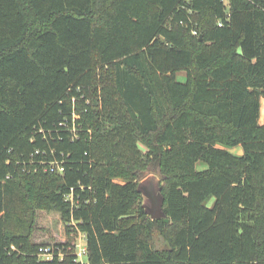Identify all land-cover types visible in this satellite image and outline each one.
I'll return each mask as SVG.
<instances>
[{
  "label": "trees",
  "instance_id": "trees-1",
  "mask_svg": "<svg viewBox=\"0 0 264 264\" xmlns=\"http://www.w3.org/2000/svg\"><path fill=\"white\" fill-rule=\"evenodd\" d=\"M262 97L264 0H0V264H264Z\"/></svg>",
  "mask_w": 264,
  "mask_h": 264
},
{
  "label": "rangeland",
  "instance_id": "rangeland-1",
  "mask_svg": "<svg viewBox=\"0 0 264 264\" xmlns=\"http://www.w3.org/2000/svg\"><path fill=\"white\" fill-rule=\"evenodd\" d=\"M197 31V34H194L192 31ZM189 38L193 39L195 36L198 35V29L194 26L190 27L189 30ZM93 71H95V80L100 81V77L97 73L100 71H110L108 68H101L97 63L94 64ZM177 79L179 81H185L186 74L184 71H180L177 73ZM236 147L240 146H233L229 147V150L231 152L236 153L238 152L236 150ZM141 149L145 151V148L141 146ZM240 149V148H239ZM238 154V153H236ZM150 166V165H149ZM198 169H202L205 167V165L201 162L197 165ZM150 172H147L142 175V178L139 180V184H141V190H142V196H143V204L146 205L149 209L148 216L150 215H157L158 213V187L161 185L160 177H158L156 174H154L157 169L154 167H151ZM117 181H120L121 178L119 176L115 177ZM212 198L208 201V204L211 203ZM37 212V226L38 229L34 233V238H32L33 241H37L42 244H50L54 242H62L66 239V232L64 229V225L61 221L60 215L55 212H45L43 209H38ZM154 247L160 250L169 249V245L166 240H164L159 234H154V241H153ZM45 246V245H42ZM164 246V248H163ZM67 252H70V250H67ZM41 258H46L42 254H38ZM86 257L83 256L82 259H75L74 264H83L86 262ZM82 260V262H81Z\"/></svg>",
  "mask_w": 264,
  "mask_h": 264
},
{
  "label": "built area",
  "instance_id": "built-area-1",
  "mask_svg": "<svg viewBox=\"0 0 264 264\" xmlns=\"http://www.w3.org/2000/svg\"><path fill=\"white\" fill-rule=\"evenodd\" d=\"M194 34H197V31H192ZM45 170H48L47 167H44ZM50 171L57 170V172L62 173L64 171V168L61 163L56 162L55 165H52L49 167ZM67 250H70V253L75 255V259H82L83 256H86V244H85V238L82 233L78 234V237L76 238L75 244L73 247L68 248ZM38 254L44 255L47 259H50L53 255L51 248L49 246H41L38 248ZM59 255H63L62 253H59ZM82 262V260H81Z\"/></svg>",
  "mask_w": 264,
  "mask_h": 264
},
{
  "label": "water",
  "instance_id": "water-1",
  "mask_svg": "<svg viewBox=\"0 0 264 264\" xmlns=\"http://www.w3.org/2000/svg\"><path fill=\"white\" fill-rule=\"evenodd\" d=\"M150 171H152V170L149 168V169L145 170L143 172V174H145L147 172H150ZM154 172H155L154 174H156L158 177L161 178L162 175H161V172H160L159 169H157ZM139 189L141 190V184H139ZM141 192H142V190H141ZM157 203H158V205H157V207H158V213H157V215H150L151 218L160 217V216H163L164 215L163 212H162V210H161V207H160L161 197H160V194H159V187H158V202ZM144 206H145L146 212L148 213V211H149L148 207L146 205H144ZM165 220H168V218H165Z\"/></svg>",
  "mask_w": 264,
  "mask_h": 264
},
{
  "label": "crops",
  "instance_id": "crops-1",
  "mask_svg": "<svg viewBox=\"0 0 264 264\" xmlns=\"http://www.w3.org/2000/svg\"><path fill=\"white\" fill-rule=\"evenodd\" d=\"M259 123L260 124H264V97H262V98H260V113H259ZM236 146H240V147H236V150L238 151V152H236V153H238V154H240V153H242V147H241V145H236ZM235 147V146H234ZM240 148V149H239ZM213 200V199H212ZM211 203H212V201H211ZM210 203V204H211ZM163 248H164V246H163ZM86 258H87V256H85ZM86 262L88 263V261H87V259H86ZM83 263V262H82ZM86 263V264H87ZM85 264V263H84Z\"/></svg>",
  "mask_w": 264,
  "mask_h": 264
}]
</instances>
